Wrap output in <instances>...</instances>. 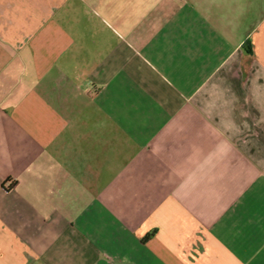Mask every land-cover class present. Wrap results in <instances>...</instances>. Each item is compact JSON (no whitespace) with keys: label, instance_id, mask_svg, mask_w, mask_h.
Masks as SVG:
<instances>
[{"label":"crops","instance_id":"1","mask_svg":"<svg viewBox=\"0 0 264 264\" xmlns=\"http://www.w3.org/2000/svg\"><path fill=\"white\" fill-rule=\"evenodd\" d=\"M0 264H264V0H0Z\"/></svg>","mask_w":264,"mask_h":264}]
</instances>
